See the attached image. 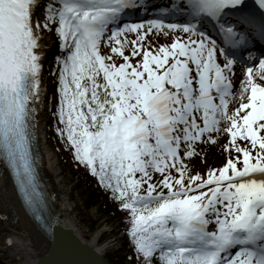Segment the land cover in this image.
<instances>
[{
	"label": "snow or ice",
	"instance_id": "6c2138e0",
	"mask_svg": "<svg viewBox=\"0 0 264 264\" xmlns=\"http://www.w3.org/2000/svg\"><path fill=\"white\" fill-rule=\"evenodd\" d=\"M166 8L179 23H126L144 0H0V160L41 211L32 149L46 95L40 41L54 31L56 133L127 214L128 259L264 264V52L249 47L264 43V0ZM157 33L171 42L154 46ZM222 137L223 165L193 172L197 149Z\"/></svg>",
	"mask_w": 264,
	"mask_h": 264
},
{
	"label": "bare ground",
	"instance_id": "6f19581e",
	"mask_svg": "<svg viewBox=\"0 0 264 264\" xmlns=\"http://www.w3.org/2000/svg\"><path fill=\"white\" fill-rule=\"evenodd\" d=\"M40 44L42 45V63L44 64L45 56L50 51L51 42L42 35ZM42 87L46 89V95L37 105L34 130L36 149L39 155V169L47 185V190L53 197L52 203L55 209L60 212V224L70 228L79 236L80 229H77L73 208L70 205V194L65 187L60 158L51 149L47 136L48 120L45 117L44 102L48 88L43 84ZM255 178L260 179L261 177ZM107 228L102 227L101 230ZM97 237V234L94 235L90 243H93L102 254L107 248L110 250L124 247L122 238L117 241L114 237H110L107 242L99 243ZM46 246V238L25 212L16 194L12 179L0 161V264H33ZM123 256L128 259L127 250L123 249Z\"/></svg>",
	"mask_w": 264,
	"mask_h": 264
},
{
	"label": "rangeland",
	"instance_id": "374dc122",
	"mask_svg": "<svg viewBox=\"0 0 264 264\" xmlns=\"http://www.w3.org/2000/svg\"><path fill=\"white\" fill-rule=\"evenodd\" d=\"M38 18H41L38 14ZM42 35L46 36L50 42V51L47 53L44 59L43 64V72L42 76L43 78H47L48 81L44 84L48 88V94L46 96V100L44 102V106L46 108V119L48 120L47 123V136L50 143V147L53 150L54 153L58 155L60 158V168L62 169L64 180H65V187L67 191L70 194V205L73 207V215L75 216L76 220L81 221L85 224H91L92 221L95 222V224L98 223L97 228L101 229L102 227H108L106 230H109L107 234H104L102 237L101 243H104L107 241L110 237L115 238L117 241H119L120 238L122 240H125L124 237L121 235L122 233L117 232L116 230H113L114 223L117 220L113 219L111 214L105 211V205H104V199H101V201L97 204V206L91 210L88 211L85 207V194H83V191L86 189L85 183L81 182L79 179L80 176V170L76 166V163L73 158L72 151L68 148L66 142H63L61 138L56 133V118L53 115L54 112V105H55V87L56 85L51 84V81H49L51 72L54 71V68L56 67V59L55 55L58 54L57 50V43H56V34L54 31L52 32H43ZM170 37H165L162 34H155L151 36V41L154 46L166 44L168 41H170ZM53 65V67H51ZM51 80V79H50ZM238 91H239V85H238ZM239 100H234L233 103H231L229 110L232 111L238 106ZM226 143V137H222L219 139L218 144L216 145H208V146H201L200 148L206 152V154H210L209 161L206 165L201 166L202 174L213 168H219L223 165L225 161L226 153L223 151V146ZM82 186L83 191L81 187L79 188L77 185ZM97 187L102 195H106V192L104 189H102L99 184L97 183ZM86 191V190H85ZM95 230V227L93 228ZM101 232V231H99ZM98 232V233H99ZM97 234V233H96ZM95 234V235H96ZM110 235V236H109ZM90 236V235H89ZM122 243V242H121ZM119 249V248H118ZM124 264H129V260L126 258L125 261L123 260Z\"/></svg>",
	"mask_w": 264,
	"mask_h": 264
},
{
	"label": "water",
	"instance_id": "95a60500",
	"mask_svg": "<svg viewBox=\"0 0 264 264\" xmlns=\"http://www.w3.org/2000/svg\"><path fill=\"white\" fill-rule=\"evenodd\" d=\"M32 151L38 157L35 136ZM48 198L47 211L43 210L40 213L42 218L35 221L38 230L47 240V246L33 264H108L93 243L83 242L73 230L60 224V212L52 203L51 193ZM45 220L51 221L53 227L50 230L43 228ZM101 233H97L98 237Z\"/></svg>",
	"mask_w": 264,
	"mask_h": 264
},
{
	"label": "trees",
	"instance_id": "16d2710c",
	"mask_svg": "<svg viewBox=\"0 0 264 264\" xmlns=\"http://www.w3.org/2000/svg\"><path fill=\"white\" fill-rule=\"evenodd\" d=\"M51 67H53V65ZM50 79H51L50 80L51 84L56 85L55 78L52 75H50ZM209 156L210 154L208 153L206 154V152L202 150L200 152V155L195 157L191 162V167L193 169V172L198 171L202 173V170L200 168L201 166L203 167V165H206L208 163L210 159ZM75 163L80 170L79 180L85 183V185L87 186L85 189L86 191L85 190L83 191L82 186H80V184L77 185L79 188L81 187L83 194H85L84 196H85L86 209L88 211L93 210L97 206V204L101 201V199H104L105 211L110 213L113 219L118 220L124 227L128 228L129 223H128L127 214L124 211H122L119 205L110 198V194L108 192L105 191L106 195H102L97 187V180L94 177H92L83 166L78 165L76 161ZM89 225L92 230L96 226L94 221H92L91 224L89 223ZM127 246L130 247L129 241L127 242ZM105 258L108 260L109 264H124L122 255L118 250H115L113 252H107Z\"/></svg>",
	"mask_w": 264,
	"mask_h": 264
},
{
	"label": "built area",
	"instance_id": "2783aa9c",
	"mask_svg": "<svg viewBox=\"0 0 264 264\" xmlns=\"http://www.w3.org/2000/svg\"><path fill=\"white\" fill-rule=\"evenodd\" d=\"M77 229H80V233L78 232L80 239L83 242H91L94 234L90 231L89 227L81 223L80 221H76ZM90 235V236H89ZM85 240V241H84Z\"/></svg>",
	"mask_w": 264,
	"mask_h": 264
}]
</instances>
